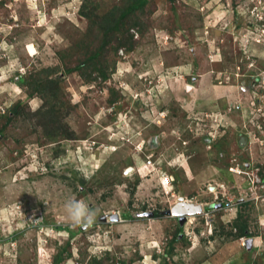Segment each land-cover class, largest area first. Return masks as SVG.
I'll use <instances>...</instances> for the list:
<instances>
[{
    "label": "rangeland",
    "instance_id": "rangeland-1",
    "mask_svg": "<svg viewBox=\"0 0 264 264\" xmlns=\"http://www.w3.org/2000/svg\"><path fill=\"white\" fill-rule=\"evenodd\" d=\"M128 1L0 0V264H264V0H149L107 81L66 72Z\"/></svg>",
    "mask_w": 264,
    "mask_h": 264
},
{
    "label": "trees",
    "instance_id": "trees-1",
    "mask_svg": "<svg viewBox=\"0 0 264 264\" xmlns=\"http://www.w3.org/2000/svg\"><path fill=\"white\" fill-rule=\"evenodd\" d=\"M149 5V0H129L128 4L126 3L124 6L117 8L115 11L112 10L100 15L94 14V11H89V8L84 2L82 8L79 9L80 14L87 18L88 22L90 23L89 27L94 29V38L98 37V45L95 47L91 46L93 38H88V41H84V57L83 59L79 60L83 62L81 64H77L76 68H68L65 71L70 73L76 69H80L82 70V75L86 79L100 82L107 81L111 76V72H109L113 66L111 63L114 61L112 60L111 62V51H113V55L116 58L119 57L120 49H125L127 52H132L137 46L139 40L143 39L144 31L148 29L150 30L151 22H148L147 25L143 22L147 16H150L148 15L150 12H148V14L143 13V11ZM51 71L52 70H42L39 73L30 71L26 77H20L21 83L26 87L27 90L30 91L31 96H33L35 93H39L45 97L43 93L53 89L56 92L54 93V97L59 98L61 85L59 86L60 83L50 77ZM112 93L115 97L113 102H118L120 95L115 94L113 91ZM63 104L64 106L66 105L64 102ZM54 113L55 110L51 108L46 120L52 121L55 119ZM13 115H19L16 107L10 110L7 116V121L12 119ZM45 130V135L47 138L57 133L56 130L53 132L50 127L48 129L46 128ZM235 227L239 229V232L243 234V236L246 235V226L244 227L241 224H236ZM55 229L59 230L60 227L56 226ZM174 239H176V237ZM60 255L61 254H58V256L55 257V260L58 257L60 259ZM101 261L102 260H97L96 258H91L88 264H104ZM168 262V260H164L162 264H169Z\"/></svg>",
    "mask_w": 264,
    "mask_h": 264
},
{
    "label": "clouds",
    "instance_id": "clouds-1",
    "mask_svg": "<svg viewBox=\"0 0 264 264\" xmlns=\"http://www.w3.org/2000/svg\"><path fill=\"white\" fill-rule=\"evenodd\" d=\"M65 209L67 211L69 219L78 225L79 224L90 225L94 220L93 211L88 207L87 203L82 199L81 200H75V199L69 200L65 204ZM95 257H97V255H95Z\"/></svg>",
    "mask_w": 264,
    "mask_h": 264
},
{
    "label": "built area",
    "instance_id": "built-area-1",
    "mask_svg": "<svg viewBox=\"0 0 264 264\" xmlns=\"http://www.w3.org/2000/svg\"><path fill=\"white\" fill-rule=\"evenodd\" d=\"M120 53L121 54H124V51L123 50H120ZM148 163H152V161L151 160H148ZM161 181H162V184L165 186V185H170L171 186V184H172V178H170V177H164V178H162L161 179ZM259 182H261L260 180H259ZM261 187L264 189V183H261ZM247 201V200H246ZM249 201V200H248ZM218 202H221V201H218ZM218 204V203H217Z\"/></svg>",
    "mask_w": 264,
    "mask_h": 264
},
{
    "label": "crops",
    "instance_id": "crops-1",
    "mask_svg": "<svg viewBox=\"0 0 264 264\" xmlns=\"http://www.w3.org/2000/svg\"><path fill=\"white\" fill-rule=\"evenodd\" d=\"M160 183H162L161 180H160ZM169 186H170V185H168L167 187H169ZM159 219L162 220V219H164V218H159ZM191 222H192V220H191ZM160 225H163V224H160ZM262 227H263V226H262ZM258 239H259V238H256L255 242H253V243H257V244L260 243V242H258Z\"/></svg>",
    "mask_w": 264,
    "mask_h": 264
},
{
    "label": "water",
    "instance_id": "water-1",
    "mask_svg": "<svg viewBox=\"0 0 264 264\" xmlns=\"http://www.w3.org/2000/svg\"><path fill=\"white\" fill-rule=\"evenodd\" d=\"M174 210H175V209H174ZM194 210L199 211L200 208L198 207V208H195ZM174 213H176V210L174 211Z\"/></svg>",
    "mask_w": 264,
    "mask_h": 264
}]
</instances>
